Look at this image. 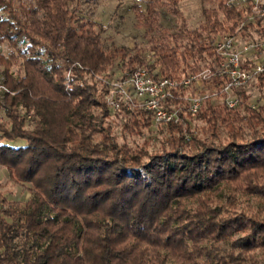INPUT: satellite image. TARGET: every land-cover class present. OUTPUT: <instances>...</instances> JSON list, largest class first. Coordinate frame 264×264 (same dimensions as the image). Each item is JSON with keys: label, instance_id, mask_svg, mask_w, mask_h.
I'll return each instance as SVG.
<instances>
[{"label": "trees", "instance_id": "obj_1", "mask_svg": "<svg viewBox=\"0 0 264 264\" xmlns=\"http://www.w3.org/2000/svg\"><path fill=\"white\" fill-rule=\"evenodd\" d=\"M178 1L134 6L153 53L144 61L139 50L107 46L105 27L81 14V0H0V106L8 117L0 163L32 184L24 203L0 191V264H261L253 252L264 247V214L241 195L264 199V101L245 104L243 88L236 108L207 99L187 117L204 120L210 138L183 119L163 124L168 137L149 152L117 141L107 88L88 78L142 64L171 78L197 73L220 61L213 35L234 32L252 13L203 0L197 27L160 28L161 9L173 4L175 12ZM222 82L213 77L205 88ZM256 82L264 91V73ZM129 114L126 131L153 124L149 111Z\"/></svg>", "mask_w": 264, "mask_h": 264}, {"label": "rangeland", "instance_id": "obj_2", "mask_svg": "<svg viewBox=\"0 0 264 264\" xmlns=\"http://www.w3.org/2000/svg\"><path fill=\"white\" fill-rule=\"evenodd\" d=\"M81 2V14L87 18L95 20L98 23H101L105 27L103 37L107 46L128 47L130 49L129 55H133L136 50H139L144 61H147L152 57L153 53L150 50L151 43L149 42V37L146 34V28L139 24L134 10V6L137 5L142 6L143 9H145V0H81ZM204 4L205 3L203 0H179L176 4V7L174 8L175 12L171 10V7L174 6L173 4L169 5L168 8L163 7L160 14V28L176 30L183 27H188L191 29L197 27L203 21L202 9ZM261 4H264V0H260V5ZM236 6L238 8L247 9L248 6L251 5L236 4ZM258 18H261L259 24L256 23ZM250 22L251 25L243 30V28ZM233 23L234 21L231 22V25ZM263 29L264 14L258 9L252 7V13L245 11V14L243 15L242 19L239 20V24L234 32L218 31L213 35V37H217L218 35L222 34H232L237 39V45H243L249 40H255L257 42L263 41ZM1 49L4 53H8L10 50L7 44L3 45ZM252 57L255 59L264 60V49L259 47L258 50L254 51L253 53H247V55H245L247 61ZM209 61L212 60L209 59ZM212 63L214 65L216 62ZM159 67L161 68L160 65ZM114 68L108 67L105 71L88 75L90 81L107 88L105 99L110 93V87L105 84L104 79L108 77H115L116 74L114 73L122 70ZM121 68L127 69L125 66ZM12 70L15 71L16 68L13 67ZM199 72L201 71H198L197 73ZM69 75L70 70L67 72V76ZM209 82H211V80ZM242 90L248 96V98L245 100V104L249 103L257 106L264 101V91L259 89L256 79L243 87ZM212 101L216 104H223L220 102V99H213ZM242 108L243 106L240 107V109ZM135 109L136 108L128 109L123 105V107L117 110L115 113L110 111V115L107 118V123L112 127L113 135L120 144L126 143L132 147L144 146L149 152L159 150L163 146L165 139L168 137V132L165 125H142L139 133L129 132L124 129L123 126L126 122H128L129 117L131 116L129 112ZM137 109L141 110L139 108ZM32 113V111L29 112L27 116L28 119ZM4 121H8V117L6 115L5 108L3 109L1 107L0 123ZM205 125L206 122L204 120L197 118V116H192L189 117L188 124L185 127L188 126V129H190L192 133L198 137L204 138L207 136L210 138L209 134H205V132L202 130V127ZM27 127L30 128V124H28ZM219 131L222 136L226 134L223 128ZM188 133L190 134L191 132L188 131ZM97 138H99V135H97ZM4 140L5 139H2V141ZM23 142V140L17 141V143L21 144ZM17 143L14 144L17 145ZM31 187V183L19 181L15 176L10 174L5 165L0 163V191H2L7 199L15 201L17 200L21 203H24L30 196L29 189ZM241 200L244 202V205H248L254 211L262 212L264 214V199L258 198L257 196L242 194ZM253 253L256 259L259 260L261 264H264V247H258ZM248 255L249 254L246 253L247 259ZM246 263L251 264L249 260H247Z\"/></svg>", "mask_w": 264, "mask_h": 264}, {"label": "built area", "instance_id": "obj_3", "mask_svg": "<svg viewBox=\"0 0 264 264\" xmlns=\"http://www.w3.org/2000/svg\"><path fill=\"white\" fill-rule=\"evenodd\" d=\"M230 3L250 4L264 14L260 0H230ZM213 46L220 61L199 73L171 78L161 74L159 66L149 67L146 64L115 72V77L104 79L110 87V93L106 96L108 109L115 113L124 105L128 109L149 111L153 125L160 126L189 120L187 115H195L207 99H220L229 108L239 107L243 98L238 90L264 73L263 59L252 57L250 62L245 55L259 47L264 49V40H249L237 45L234 35L222 34L214 38ZM213 77H220L223 82L213 89L205 88V82ZM0 88L6 89L1 84ZM181 111L184 116H181Z\"/></svg>", "mask_w": 264, "mask_h": 264}]
</instances>
